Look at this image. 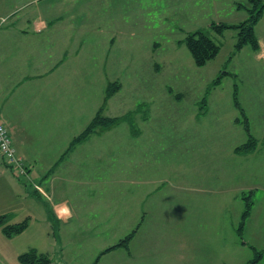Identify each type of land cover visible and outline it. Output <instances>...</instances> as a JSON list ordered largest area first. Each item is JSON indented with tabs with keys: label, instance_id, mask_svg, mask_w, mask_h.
I'll return each instance as SVG.
<instances>
[{
	"label": "rangeland",
	"instance_id": "rangeland-1",
	"mask_svg": "<svg viewBox=\"0 0 264 264\" xmlns=\"http://www.w3.org/2000/svg\"><path fill=\"white\" fill-rule=\"evenodd\" d=\"M134 5L133 0H126L125 15L118 21L123 33L116 40L125 47L133 45L140 58L128 60L116 55L109 62L107 77L97 81L100 84L108 79V84L119 82L122 86L107 102L103 116L117 118L133 112L134 127L122 121L110 128L115 129L111 133L100 128L95 133H105V137L91 139L94 143L89 141L79 152L71 181H60L57 187L77 213L68 222L47 221L42 203L31 198L44 200L48 206L51 198L40 199L34 194V175L19 180L13 167L3 160L8 166L7 176L0 174V211L13 213L8 224L29 218V227L13 238L6 237L0 227V264H20L19 256L32 248L47 254L50 264H95L108 245L127 236L126 228H116L122 221H113L108 215L117 214L122 199L128 198L131 203L133 198L140 201L136 220L140 212L146 214L133 242L137 248L160 244L167 231L186 226L228 237L237 232L244 210L241 195L234 197V193L250 186L255 208L244 229L250 238H244L254 242L263 234L264 47L254 51L248 45L236 52L237 30H227L225 37H220L210 29L212 23L236 19V11L230 7L219 13L205 12L196 19L186 11L165 12L157 0L147 3L152 9L148 12L138 13ZM196 28L220 46L218 56L204 67L195 65L185 44L187 31ZM255 32L264 43V15ZM104 36L108 35L93 32L94 40ZM155 42L158 50L150 54V43ZM219 78L220 83L214 84ZM105 85L94 92L91 110L102 107ZM235 90L247 112L251 133L259 142L254 152L239 157L235 149L248 136L243 125L235 122L240 117L234 104ZM205 97L206 107L201 111ZM102 146L108 147V153L102 162L96 161ZM132 214L131 210V218ZM259 252L254 250V257ZM117 256H101L98 264H117Z\"/></svg>",
	"mask_w": 264,
	"mask_h": 264
},
{
	"label": "crops",
	"instance_id": "crops-1",
	"mask_svg": "<svg viewBox=\"0 0 264 264\" xmlns=\"http://www.w3.org/2000/svg\"><path fill=\"white\" fill-rule=\"evenodd\" d=\"M151 1L133 0L138 13L151 11L147 7ZM157 1L164 6L165 12L186 11L197 16L196 19L205 12L219 13L223 7L233 8L237 16L233 21L219 22L237 25L248 19L242 14L246 11L236 7L246 4L243 3L246 0ZM125 3L126 0H0V123L8 129L17 156L27 166L31 178L34 175L33 182L52 196L50 206L44 200L31 198L42 203L47 221L52 218L56 222H68L76 217L71 201L64 192L58 193L57 187L60 181H71V171L77 167L82 148L90 144L89 141L94 143L91 139L99 141L106 135L92 134L61 159L71 141L85 130L101 108L96 106L91 110L94 92L103 84L108 87L109 82L107 79L98 84V79L107 77L109 62L116 55L128 60L140 58L133 45L126 44L125 47L124 42L116 40L119 33H123L118 21L125 15ZM94 30H99L100 36H108L94 40ZM196 31L200 29L187 32ZM258 40L262 51L264 43ZM155 47H159L158 42L150 43L148 52L155 54L158 50ZM112 131L115 129L107 133ZM105 153H108V147L102 146L96 161H101ZM0 165H3L0 174L7 176V165L2 156ZM249 190L252 186L239 188L234 197ZM38 196L44 198L41 193ZM136 206L139 212L140 201L136 198L132 203L130 198L122 199L118 213L108 215L113 221H122L116 223V228H126L127 236L135 222L136 226L146 220L144 212L139 213V220L135 219ZM131 210L134 220L130 216ZM0 212V216H13L8 210ZM253 216L249 217L248 225ZM247 232L244 231L243 239H240L236 231L227 237L219 232L206 234L204 229L186 226L167 231L160 244L138 245L137 248L133 245L135 236L128 249L117 248L105 255L117 253V264H248L257 250L263 252L259 264H264V231L255 243L245 239L250 238ZM206 237L212 239L206 240ZM114 244L108 245L109 248Z\"/></svg>",
	"mask_w": 264,
	"mask_h": 264
},
{
	"label": "trees",
	"instance_id": "trees-1",
	"mask_svg": "<svg viewBox=\"0 0 264 264\" xmlns=\"http://www.w3.org/2000/svg\"><path fill=\"white\" fill-rule=\"evenodd\" d=\"M237 8L244 9L249 14V17L246 21L237 25H231L223 22L212 23L210 29L219 36H222L227 30L235 29L238 31V39L235 45L236 52H240L241 50H243L244 47L248 45H250L254 51H258L260 49V43L256 35L255 29L264 15V0H248L246 4H238ZM185 44L188 47L194 59V63L197 67H204L209 61L216 58L220 52V46L202 31L189 33L185 39ZM220 81L221 78H219L214 84H219ZM121 87L122 86L119 82L110 83L108 85L104 103L98 111L97 115L87 125L85 130L71 141L68 149L65 151L61 159L65 158L78 144L84 142L100 128L103 130H108L122 121H127L131 124L132 128L134 127V123L132 121L133 112H130L122 117L117 118H109L103 116V111L107 105V102L117 92L121 90ZM206 102L207 98L205 97L202 100V107H200L201 111L205 109ZM234 104L240 112V117L237 118L235 122L241 123L243 125L248 136L247 141L235 149V153L239 155H248L258 148L259 142L256 137L251 133L249 118L239 101V98L237 96V90H235L234 93ZM34 194L38 195V193L36 192ZM253 195V191L243 192L241 194V198L244 202V210L242 212L241 220L237 228L238 235L241 239H243L246 223L249 217L251 216L255 205ZM9 218L10 217L8 215L0 216V227L6 237L13 238L17 235L24 233L28 229L29 218L23 221L22 223L8 224L7 222ZM140 227L141 223H139L137 227L128 236L119 241L116 245L104 250L101 253L100 257L120 247L128 249L131 241L137 234ZM100 257L98 258L96 263L99 261ZM262 257L263 252H259L248 264H259L262 260ZM18 260L20 264L51 263V259L47 254L40 253L37 249L34 248L20 255Z\"/></svg>",
	"mask_w": 264,
	"mask_h": 264
},
{
	"label": "built area",
	"instance_id": "built-area-1",
	"mask_svg": "<svg viewBox=\"0 0 264 264\" xmlns=\"http://www.w3.org/2000/svg\"><path fill=\"white\" fill-rule=\"evenodd\" d=\"M0 155L7 161L9 167L15 172L17 178L23 176H28L27 167L24 165L23 160L17 156L16 149L13 145L12 138L9 134L8 129L5 125L0 123ZM35 189L37 192L41 193L43 196L50 198L48 193L38 184H35Z\"/></svg>",
	"mask_w": 264,
	"mask_h": 264
}]
</instances>
